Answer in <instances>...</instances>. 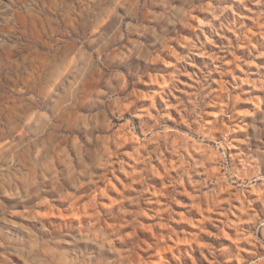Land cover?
Here are the masks:
<instances>
[{
    "label": "rangeland",
    "instance_id": "1",
    "mask_svg": "<svg viewBox=\"0 0 264 264\" xmlns=\"http://www.w3.org/2000/svg\"><path fill=\"white\" fill-rule=\"evenodd\" d=\"M0 264H264V0H0Z\"/></svg>",
    "mask_w": 264,
    "mask_h": 264
}]
</instances>
